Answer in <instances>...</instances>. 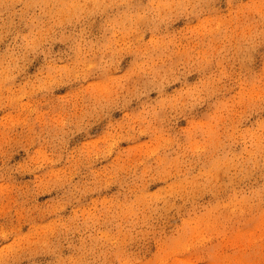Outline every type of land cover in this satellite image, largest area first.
Listing matches in <instances>:
<instances>
[{"label":"clouds","instance_id":"obj_1","mask_svg":"<svg viewBox=\"0 0 264 264\" xmlns=\"http://www.w3.org/2000/svg\"><path fill=\"white\" fill-rule=\"evenodd\" d=\"M0 264H264V0H0Z\"/></svg>","mask_w":264,"mask_h":264},{"label":"rangeland","instance_id":"obj_2","mask_svg":"<svg viewBox=\"0 0 264 264\" xmlns=\"http://www.w3.org/2000/svg\"><path fill=\"white\" fill-rule=\"evenodd\" d=\"M190 79H191V77H190ZM40 199H43V197H41Z\"/></svg>","mask_w":264,"mask_h":264}]
</instances>
